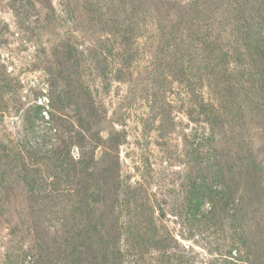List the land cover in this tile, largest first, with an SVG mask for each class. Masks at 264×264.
<instances>
[{
    "label": "rangeland",
    "instance_id": "1",
    "mask_svg": "<svg viewBox=\"0 0 264 264\" xmlns=\"http://www.w3.org/2000/svg\"><path fill=\"white\" fill-rule=\"evenodd\" d=\"M0 264H264V0H0Z\"/></svg>",
    "mask_w": 264,
    "mask_h": 264
}]
</instances>
